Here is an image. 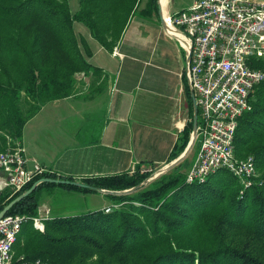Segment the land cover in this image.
Segmentation results:
<instances>
[{"label":"trees","instance_id":"1","mask_svg":"<svg viewBox=\"0 0 264 264\" xmlns=\"http://www.w3.org/2000/svg\"><path fill=\"white\" fill-rule=\"evenodd\" d=\"M133 16L158 17L157 0H78L76 11L68 0H0V151L20 143L42 106L73 96L77 74L99 71L89 61L90 42L112 51ZM256 66L264 72V60ZM249 105L235 137L237 156L256 162L248 184L225 169L189 183L186 158L138 190L107 194L113 205L103 210L47 219L43 232L27 222L14 257L47 264H264V80ZM193 117L191 111L166 164L186 150ZM155 168L142 162L133 173L83 178L86 188L40 184L6 215L36 217L41 193L55 187L81 194L130 190ZM42 178L74 182L50 172ZM32 184L8 201L0 194V211Z\"/></svg>","mask_w":264,"mask_h":264},{"label":"crops","instance_id":"2","mask_svg":"<svg viewBox=\"0 0 264 264\" xmlns=\"http://www.w3.org/2000/svg\"><path fill=\"white\" fill-rule=\"evenodd\" d=\"M76 30L87 35L80 25ZM90 45L89 61L99 71L77 74L73 96L47 103L25 124L20 143L28 166L78 183L129 172L142 162L164 166L194 115L185 50L164 32L159 17H131L112 51Z\"/></svg>","mask_w":264,"mask_h":264},{"label":"built area","instance_id":"3","mask_svg":"<svg viewBox=\"0 0 264 264\" xmlns=\"http://www.w3.org/2000/svg\"><path fill=\"white\" fill-rule=\"evenodd\" d=\"M164 21V32L190 57L185 76L198 107L187 182H204L225 169L248 184L257 176L256 162L252 156H237L235 137L240 118L250 110L252 92L264 80V72L256 66L257 60H264V0H195L175 13L168 8ZM48 172L40 165L28 166L21 144L8 146L0 151V194L8 201ZM49 212L43 207L36 217L17 214L0 219V264H47L39 258H15L12 248L27 222L43 232Z\"/></svg>","mask_w":264,"mask_h":264},{"label":"rangeland","instance_id":"4","mask_svg":"<svg viewBox=\"0 0 264 264\" xmlns=\"http://www.w3.org/2000/svg\"><path fill=\"white\" fill-rule=\"evenodd\" d=\"M68 1L71 11H76L78 9V0H68ZM193 2L194 0H170L168 4L169 11L170 13H175L180 9H186ZM191 158L192 157L190 156V158H188V161H191ZM168 164H165L164 166ZM164 166L156 167L152 175L156 174ZM146 185L147 182L145 185H142V187ZM69 193L70 192H67L57 187L51 189L50 192H42L39 200V209L43 210L44 204H46V206H48L51 209V212L47 216V218L51 219L58 217H70V216L80 215L83 213H87L89 211H96L95 209L101 208L103 205L106 206L113 205L112 201L106 196L87 193L86 195L80 198L75 194H69ZM40 215L44 217L43 211L40 213Z\"/></svg>","mask_w":264,"mask_h":264},{"label":"water","instance_id":"5","mask_svg":"<svg viewBox=\"0 0 264 264\" xmlns=\"http://www.w3.org/2000/svg\"><path fill=\"white\" fill-rule=\"evenodd\" d=\"M157 7H158V17H159L160 23H161L163 29L166 30L167 25L164 21V13H162V11H161V8L159 5V0H157ZM189 62H190V57H188L187 61H186V66H185L186 70H188V68H189ZM192 100H193V104H194V118H193V132H192V135L190 138V142H189L186 150L184 151V153L181 154L177 159L173 160L170 164L164 166L160 171H158L156 173L157 175L155 176V178H157L158 176H160L162 174L169 172L174 167H176L179 163L183 162L188 157V155L190 154V152L194 146L196 136H197V130H198V107L196 105V101H195V98L193 96H192ZM146 182H147V180L145 182H143L142 184L136 186L135 188L130 189V190H126V191H121V192H112V191H104V190H101V191L108 193V194H114V195L127 194V193H130L132 191L138 190L139 188L142 187V185H145ZM40 184L72 185V186H75L78 188H86L87 187L85 184L78 183V182H69L66 180L42 178V179L38 180L37 182L33 183L27 191L23 192L22 194L17 196L14 200H12L8 205H6L3 208V210L0 211V219L4 215H6V213L10 210L11 207H13V205H15L17 202L21 201L24 197H26L31 192H33L36 189V187Z\"/></svg>","mask_w":264,"mask_h":264},{"label":"bare ground","instance_id":"6","mask_svg":"<svg viewBox=\"0 0 264 264\" xmlns=\"http://www.w3.org/2000/svg\"><path fill=\"white\" fill-rule=\"evenodd\" d=\"M169 1L170 0H159V5H160V8H161V11H162V13H164V14H166V12H167V10H168V8H169V6H168V4H169ZM169 31H171V32H174L173 31V29H169ZM175 33V32H174ZM17 143H19V142H17ZM16 143V144H17ZM15 144V145H16ZM19 144H21V143H19ZM10 146V145H9ZM12 147V146H11ZM157 174H155L154 175V178H155V176H156Z\"/></svg>","mask_w":264,"mask_h":264}]
</instances>
